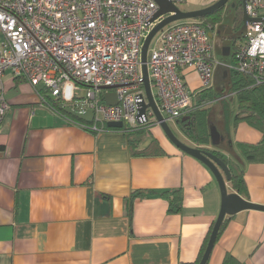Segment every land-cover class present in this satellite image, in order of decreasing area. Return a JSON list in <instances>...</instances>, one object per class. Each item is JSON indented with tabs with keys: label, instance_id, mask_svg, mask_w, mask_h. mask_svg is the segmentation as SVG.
Masks as SVG:
<instances>
[{
	"label": "crops",
	"instance_id": "1",
	"mask_svg": "<svg viewBox=\"0 0 264 264\" xmlns=\"http://www.w3.org/2000/svg\"><path fill=\"white\" fill-rule=\"evenodd\" d=\"M217 1L184 0L183 12ZM184 76L191 90L199 87L195 73ZM3 85L9 110L0 129V264L196 260L221 207L218 184L204 164L153 137L164 155L132 157L121 132L93 134L55 113L28 83L7 74ZM222 134L224 145L215 149L243 171L244 199L264 206V163H246L236 147L258 143L261 134L233 118ZM177 189L180 213H169L168 202L156 196L135 200L127 217L133 191ZM226 255L239 264H264V212L232 216L208 264H222Z\"/></svg>",
	"mask_w": 264,
	"mask_h": 264
},
{
	"label": "built area",
	"instance_id": "2",
	"mask_svg": "<svg viewBox=\"0 0 264 264\" xmlns=\"http://www.w3.org/2000/svg\"><path fill=\"white\" fill-rule=\"evenodd\" d=\"M245 10L246 36L226 68L258 85L264 82V0H247ZM157 11L153 0H0V129L9 110L7 74L38 94L45 91L61 110L92 113V122L74 123L92 133L102 132L107 123L159 126L150 108L139 116L141 102L147 103L141 48L160 21L149 24ZM209 34L200 22L186 20L155 35L157 46L148 50L146 65L166 122L183 116L192 104L184 71L195 73L200 89L211 88L215 47ZM111 93L115 105L106 101Z\"/></svg>",
	"mask_w": 264,
	"mask_h": 264
},
{
	"label": "trees",
	"instance_id": "3",
	"mask_svg": "<svg viewBox=\"0 0 264 264\" xmlns=\"http://www.w3.org/2000/svg\"><path fill=\"white\" fill-rule=\"evenodd\" d=\"M224 8H221L214 13L197 19L205 28L208 29L209 33L214 35L215 30L223 24L224 19ZM232 30L237 32L242 27V5L241 1L235 2L234 8H232ZM243 40L232 42L230 44V52L228 58L232 61L234 59V53L236 47L239 46ZM227 74V77L224 75ZM222 76L227 79L228 90L227 94L233 95L236 100L237 111L233 116V122L235 125L240 122H245L251 128L257 130L261 134V140L256 144L237 143L236 147L243 158L248 164L264 163V82L255 85L254 81L250 76L239 73L235 70H225ZM16 83L22 81L21 79H14ZM39 94L43 97L44 101L53 109L58 112L64 119L70 124H81L82 121L75 117L68 115L64 110L59 109V106L48 96L45 95V91H40ZM225 95L215 94L213 89H200L199 87L192 90V98L194 103L185 110V113L174 122L181 132V134L195 147H198L204 151H211L217 157H219L224 164L228 167L230 172V181L228 182L231 192L238 194L243 199H247L248 192L244 181V173L241 170H237L231 160L224 157L220 152L211 150L210 142V129L208 126V115L210 108L208 105L215 100H222ZM227 122L230 118L229 111L225 110ZM102 132H121L127 140L128 150L132 157H152L164 155L163 149L160 147L159 142L156 139H151L146 146L141 147L142 137L146 132H149L152 126L141 125L136 128L122 127L121 129H111L106 125L100 126ZM97 134V133H93ZM160 197L165 199L169 204V213L177 214L182 209V191L180 189L164 191L160 193L152 191H133L130 197L126 200V212L129 220L132 219L133 204L137 199H144L150 197ZM232 217H226L219 229L216 243L224 231L227 223ZM214 223L210 226L202 245L200 247L197 258L191 263H180V264H199L204 251L206 249L211 231ZM215 243V244H216ZM209 261V260H208ZM208 264V262H207ZM222 264H239L231 256L226 255Z\"/></svg>",
	"mask_w": 264,
	"mask_h": 264
},
{
	"label": "water",
	"instance_id": "4",
	"mask_svg": "<svg viewBox=\"0 0 264 264\" xmlns=\"http://www.w3.org/2000/svg\"><path fill=\"white\" fill-rule=\"evenodd\" d=\"M153 1L157 4L158 11L155 14V16L151 19L149 24L153 23L156 20H160V21L146 35L141 48L140 59L142 64V76H143V86L145 90V99L147 103L144 100L141 102L139 116L145 114V111L148 108H150L154 113L156 122H158L159 127L161 128L167 139L171 142V144L180 152L189 155L200 161L202 164H204L209 169V171L211 172V174L213 175V177L215 178L218 184L221 195V207L218 217L214 222L213 229L211 231L202 259L199 262V264H207L210 255L212 253V250L215 246L219 229L224 219L226 217H232L243 211L254 210V211L264 212V206L250 203L236 193L233 192L229 193L227 190L226 182L230 181V172L228 167L224 164V162L215 154H213L211 151H204L198 147L187 146L181 143L173 135V133L168 128L166 121L162 117L154 101V97L150 87V81H149L146 63H147L149 45L152 39L155 37V35L158 34L160 31H162L167 26L176 22L186 21V20H197L207 15H210L215 11L224 8L230 0H219L205 9H201L198 11H190V12H183L179 10L178 7L174 5L170 0H153ZM246 2L247 0H241L243 16H242V27L240 30H238L236 33H232L231 26L226 27L224 25H220L218 27V32H217L218 34L224 32L226 35L229 36V40L227 39L222 42L223 57L229 56V52H230L229 44L231 43V41L236 42L239 40H243L246 36V25L247 22L250 21L246 15V10H245ZM232 8H234V4L232 5ZM209 37L210 39H212L213 35L209 34ZM105 89L111 90L113 88H105ZM106 101L110 105L116 104L113 93L106 96ZM64 112L67 113L68 115L75 117L76 119L82 122L85 123L92 122V118H93L92 113H88L85 115H77L69 110H64ZM106 126L111 129H121L123 127L122 123H107ZM210 142H211V147H213L211 148V150H215V151H217L215 148H217L223 142V138L213 127L210 128Z\"/></svg>",
	"mask_w": 264,
	"mask_h": 264
},
{
	"label": "rangeland",
	"instance_id": "5",
	"mask_svg": "<svg viewBox=\"0 0 264 264\" xmlns=\"http://www.w3.org/2000/svg\"><path fill=\"white\" fill-rule=\"evenodd\" d=\"M235 3V0H230L224 10V19L223 24L226 27H230L232 24V17H233V11H232V5ZM178 9L181 11H185V7L182 4L177 5ZM157 46V37H155L152 42L149 45V51L153 49V47ZM214 62H213V77H212V83L211 88L213 89L215 94H221L225 95L222 100H215L214 102L210 103L208 107L210 108L209 115H208V126L210 128H215L216 131L220 134V136L224 140V135L222 134V128L225 122L226 114L225 110L229 111L230 118H233L237 111L236 106V100L233 95L227 94L228 90V83L227 79L222 76V73L225 70H228L226 67L233 65V61L228 57L222 56V43L221 40L215 41L214 43ZM232 67V66H231ZM10 77L11 75L8 74ZM224 75L227 77V74L224 72ZM198 88V87H197ZM151 91L153 94L156 93V89L152 86ZM195 101V100H194ZM192 101V103H194ZM192 105V104H191ZM168 128L173 133V135L183 144L195 147L192 143H190L178 130L176 124L172 120H168L166 122ZM151 137L156 138L163 142L165 146L172 145L171 142L167 139V137L164 135L163 131L159 126L150 128L149 132H146L145 135L142 137V146H144L146 143H148L151 139ZM224 145V142H222L218 147H222ZM173 146V145H172Z\"/></svg>",
	"mask_w": 264,
	"mask_h": 264
},
{
	"label": "flooded vegetation",
	"instance_id": "6",
	"mask_svg": "<svg viewBox=\"0 0 264 264\" xmlns=\"http://www.w3.org/2000/svg\"><path fill=\"white\" fill-rule=\"evenodd\" d=\"M237 1H241V0H235V2H237ZM234 6H235V3H234ZM218 32V30L216 29L215 30V32H214V35H213V38L211 39L214 43H215V41H219V40H221V43L224 41V40H229V36L228 35H226L224 32H221V33H217ZM232 33H236L235 31H233L232 30ZM233 41H231V43H232ZM230 43V44H231ZM230 44H229V46H230Z\"/></svg>",
	"mask_w": 264,
	"mask_h": 264
}]
</instances>
